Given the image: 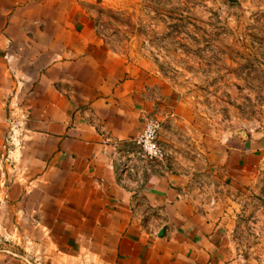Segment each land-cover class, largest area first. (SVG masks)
I'll return each instance as SVG.
<instances>
[{
    "label": "crops",
    "instance_id": "obj_1",
    "mask_svg": "<svg viewBox=\"0 0 264 264\" xmlns=\"http://www.w3.org/2000/svg\"><path fill=\"white\" fill-rule=\"evenodd\" d=\"M147 114L169 166L133 191L106 138L134 139ZM199 121L150 58L98 34L82 0H0V155L11 125L15 144L0 234L46 246L49 264H236L226 186L264 160V125L223 141Z\"/></svg>",
    "mask_w": 264,
    "mask_h": 264
},
{
    "label": "rangeland",
    "instance_id": "obj_2",
    "mask_svg": "<svg viewBox=\"0 0 264 264\" xmlns=\"http://www.w3.org/2000/svg\"><path fill=\"white\" fill-rule=\"evenodd\" d=\"M82 1L111 47L159 67L202 131L225 141L262 130L264 0ZM247 175L226 186L235 213L231 257L236 264H264V160ZM46 249L25 236L0 234V264H49Z\"/></svg>",
    "mask_w": 264,
    "mask_h": 264
},
{
    "label": "built area",
    "instance_id": "obj_3",
    "mask_svg": "<svg viewBox=\"0 0 264 264\" xmlns=\"http://www.w3.org/2000/svg\"><path fill=\"white\" fill-rule=\"evenodd\" d=\"M13 124V123H12ZM13 125L11 134L5 140L0 155V167L5 164L12 166V152L15 146L13 142ZM162 122L159 118L147 114L144 117L142 131L132 140L127 142H114L109 137L106 141L114 149L117 163V180L125 188L135 189L141 184L144 174L157 170L168 171L169 150L160 140Z\"/></svg>",
    "mask_w": 264,
    "mask_h": 264
}]
</instances>
